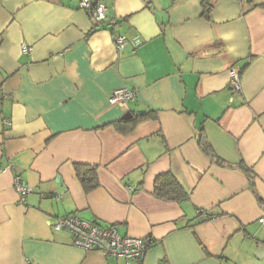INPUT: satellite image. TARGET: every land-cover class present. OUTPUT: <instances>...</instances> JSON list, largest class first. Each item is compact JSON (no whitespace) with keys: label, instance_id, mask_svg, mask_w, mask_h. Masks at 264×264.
<instances>
[{"label":"crops","instance_id":"0c3cea01","mask_svg":"<svg viewBox=\"0 0 264 264\" xmlns=\"http://www.w3.org/2000/svg\"><path fill=\"white\" fill-rule=\"evenodd\" d=\"M98 1L114 26L79 0H0V264L125 263L53 231L67 215L151 239L142 264H264V207L239 168L264 205V0ZM120 87L135 100L110 106ZM138 111L156 119L116 131ZM75 164L96 166L98 188L84 192ZM166 173L182 201L154 195Z\"/></svg>","mask_w":264,"mask_h":264},{"label":"built area","instance_id":"2783aa9c","mask_svg":"<svg viewBox=\"0 0 264 264\" xmlns=\"http://www.w3.org/2000/svg\"><path fill=\"white\" fill-rule=\"evenodd\" d=\"M79 9L88 13L95 25L109 24L110 26H114L116 24L115 20L108 17L105 5L98 0H79ZM112 41L118 52L127 45L126 37L116 32L112 34ZM29 50L27 47H22L24 53H28ZM228 77V91L231 95L239 94L241 92L240 70L236 67H231L228 70ZM135 98V91L126 87H120L112 91L108 102L110 106L121 105L133 102ZM3 123L4 125H8V119H3ZM9 169V166L3 169L0 168V173ZM13 188L21 203H23L24 198L31 192L25 182L18 176L14 177ZM135 190L134 188H129V191L134 192ZM197 215L210 219L200 209L197 211ZM258 222L264 225V216L259 218ZM51 228L55 232L65 231L69 233L74 247L84 251L99 252L106 258L124 260V264H142L146 252L152 245V240L149 238L139 239L121 236L114 225H100L96 222H88L76 215L57 218Z\"/></svg>","mask_w":264,"mask_h":264},{"label":"trees","instance_id":"16d2710c","mask_svg":"<svg viewBox=\"0 0 264 264\" xmlns=\"http://www.w3.org/2000/svg\"><path fill=\"white\" fill-rule=\"evenodd\" d=\"M204 8L206 10L205 13L208 17L210 13V8H208L207 6H205ZM148 119H156V114L154 112H146L143 115L135 114L132 116V118L128 120L120 119L119 121L113 124V127L116 129V131L121 134H129L139 123ZM198 143L207 154H211L210 146L206 142L204 136H199ZM215 161L219 165L223 164V162L218 159H215ZM239 168L242 172L245 173L249 182L250 189L255 195L256 200L258 201L260 206L264 207L262 200L255 191L254 175L252 171L243 164H240ZM74 170L76 177L80 181L85 193H90L91 191L98 188L99 183L96 175V166L75 164ZM153 193L157 198L169 202H180L187 197L186 193L183 191V189L180 187V185L170 173L161 174L155 178L153 185Z\"/></svg>","mask_w":264,"mask_h":264},{"label":"water","instance_id":"95a60500","mask_svg":"<svg viewBox=\"0 0 264 264\" xmlns=\"http://www.w3.org/2000/svg\"><path fill=\"white\" fill-rule=\"evenodd\" d=\"M143 113H144V111H138V114H139V115H142ZM130 118H132V115L129 114V113H127V114H125L121 119H122V120H128V119H130Z\"/></svg>","mask_w":264,"mask_h":264}]
</instances>
